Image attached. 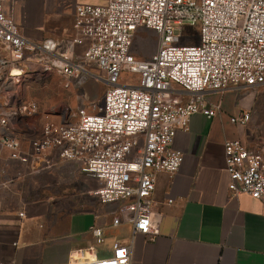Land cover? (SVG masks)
I'll list each match as a JSON object with an SVG mask.
<instances>
[{"label":"built area","instance_id":"built-area-1","mask_svg":"<svg viewBox=\"0 0 264 264\" xmlns=\"http://www.w3.org/2000/svg\"><path fill=\"white\" fill-rule=\"evenodd\" d=\"M0 0V148L10 158L42 169V160L55 152L60 161L76 163L93 177L92 192L102 205L115 204L111 225L131 226L133 234L153 239L158 220L152 194L159 173L175 174L182 161L173 147L176 132L186 130L194 114L212 119L221 112L220 101L210 96L231 89L264 87V0H107L103 5L73 7L72 48L84 47L76 56L61 40L39 43L25 38ZM184 26L194 27L196 45H181ZM144 28L158 36L149 59L131 53L136 32ZM84 61L98 73L83 68ZM40 69L65 81L85 73L106 89L99 107L82 103L76 110L58 113L57 121L37 122V105L9 89L17 86L26 71ZM18 70L20 75H16ZM137 76L136 84L120 83L122 74ZM68 84V83H67ZM22 118L31 119L29 152L7 137L6 128ZM246 128L247 111L229 119ZM227 186L232 196L264 199V142L248 146L241 139L224 143ZM172 201H168L171 203ZM95 245L104 232L92 226ZM95 245L77 248L67 264H130L131 246L115 241L109 257H99ZM13 264V263H0Z\"/></svg>","mask_w":264,"mask_h":264},{"label":"crops","instance_id":"crops-1","mask_svg":"<svg viewBox=\"0 0 264 264\" xmlns=\"http://www.w3.org/2000/svg\"><path fill=\"white\" fill-rule=\"evenodd\" d=\"M106 2L16 0L4 8L25 38L37 43L61 40L59 50L80 56L84 47L72 48L67 41L73 33V7ZM155 50L144 57L134 53L149 59ZM16 87L9 88L10 95ZM238 91H244L241 101L253 102L247 90L231 89L223 96ZM22 98L23 103L28 100ZM209 98L221 101L215 94ZM4 99L0 91V113ZM231 117L222 102L214 118L194 114L187 129L176 132L173 147L183 161L175 174L156 176L152 200L158 233L153 239L133 234L125 223L113 227L117 205L99 203L92 194L97 180L82 173L78 164L60 161L50 152L41 161L42 169L33 171V157L22 163L0 148V263L67 264L72 251L95 245L90 228L96 226L104 232L103 244L95 245L99 257H109L118 241L130 244V264H264V199L232 196L227 189L224 143L241 139L253 145L246 128L231 124ZM32 122L22 118L6 128L7 137L17 139L30 156V138L36 134Z\"/></svg>","mask_w":264,"mask_h":264},{"label":"rangeland","instance_id":"rangeland-1","mask_svg":"<svg viewBox=\"0 0 264 264\" xmlns=\"http://www.w3.org/2000/svg\"><path fill=\"white\" fill-rule=\"evenodd\" d=\"M157 43L158 36L154 31L140 28L134 36L131 53L135 55L134 52H138L140 54L138 56L144 57V54L152 48L156 47L157 49ZM198 43L199 36L195 28L184 26L180 44L196 45ZM78 64L93 73H98L95 65H88L84 61H80ZM120 83L124 85L136 84L137 76L123 73ZM17 86L14 92L22 97H27L28 101H33L37 105L39 118L37 122L39 123L44 119L57 121L58 113L69 109L76 110L82 103L86 104L90 110L94 106L99 107L106 89L103 82H95L85 73H78L76 77L65 81L53 74H45L37 68L26 71ZM247 91L253 94L252 103L241 101L244 91H238L229 92L225 97L221 95L220 104L223 102V108L230 116H237L241 111H247L250 121L246 130L249 132L252 142H264V87Z\"/></svg>","mask_w":264,"mask_h":264},{"label":"bare ground","instance_id":"bare-ground-1","mask_svg":"<svg viewBox=\"0 0 264 264\" xmlns=\"http://www.w3.org/2000/svg\"><path fill=\"white\" fill-rule=\"evenodd\" d=\"M15 73H16V75H20L19 72H18V70H16Z\"/></svg>","mask_w":264,"mask_h":264}]
</instances>
